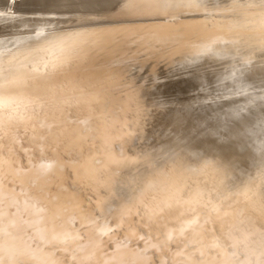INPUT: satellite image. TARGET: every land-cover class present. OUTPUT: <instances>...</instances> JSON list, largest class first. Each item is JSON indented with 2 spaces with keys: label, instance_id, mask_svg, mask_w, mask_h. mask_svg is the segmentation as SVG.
Segmentation results:
<instances>
[{
  "label": "bare ground",
  "instance_id": "1",
  "mask_svg": "<svg viewBox=\"0 0 264 264\" xmlns=\"http://www.w3.org/2000/svg\"><path fill=\"white\" fill-rule=\"evenodd\" d=\"M59 2L100 23L0 37V264H264V22Z\"/></svg>",
  "mask_w": 264,
  "mask_h": 264
},
{
  "label": "rangeland",
  "instance_id": "2",
  "mask_svg": "<svg viewBox=\"0 0 264 264\" xmlns=\"http://www.w3.org/2000/svg\"><path fill=\"white\" fill-rule=\"evenodd\" d=\"M52 1L54 2V5H56L55 6L56 8L53 9V12H52L53 14L51 13L50 17L48 18V20L50 21L49 23H47L46 25L42 27L36 26L35 28L24 29L21 31L19 30H12V32L6 31L10 33H7L6 35H0V37H3V36L29 37L32 35L35 36L39 34L43 36H56V35H59L60 33L69 31L71 29L74 30L77 27L78 29H81V28H84L83 26L85 27L90 26L87 24L95 25V24L100 23V21L86 23L87 21L90 20L89 18L93 15L86 16L85 14H82V15L71 14L72 13L71 11L73 9H72V6L68 2L61 5L59 0H52ZM205 3H209L205 5L207 9L199 10V9H196L198 7L196 6L193 7L192 4L189 5L188 3H186V5L182 7V5H180L179 3V0H124V2L120 4L119 2H115V3H112L110 6L106 7L105 9L106 12L111 13V15H103V16L107 17L105 19H107L108 21H115L111 19L112 15L119 14L120 12H124L125 14H143L144 16H146V18H150V17H155V16H152L155 13L165 12L167 9L169 10L171 8V9L176 10L179 13L178 15H180V17L178 18H180L179 19L180 21L183 19L188 20L190 16V18H192L193 20L201 19L202 17H204V19L206 18L208 22L209 19L219 17V16L221 17L222 15H225V17L226 16L231 17L229 18V22L231 24L236 23L235 21H243V22H247L248 24L249 23L255 24L260 21L262 23L264 22V8H263L264 0H211ZM201 10H204V11H201ZM208 11L209 13L207 14ZM63 12H68L70 15L65 14ZM239 15H243V16L240 18L239 17L236 18V16H239ZM76 17H82V19H77V22L73 23V20ZM127 19H130V18H127ZM204 24L205 23L203 21L201 23H198L197 25L203 26ZM33 31L36 33H34ZM254 32L255 31H250V33H254ZM29 52H32L33 54H35L36 50L33 51V49H31V51ZM29 52L21 51L17 56H19L18 58H20L28 54ZM46 52L48 51L45 48H42L40 50V53H46ZM10 58L15 59V57L13 56ZM210 85H213V84H210ZM192 93H195V91L189 92V94H192Z\"/></svg>",
  "mask_w": 264,
  "mask_h": 264
},
{
  "label": "snow or ice",
  "instance_id": "3",
  "mask_svg": "<svg viewBox=\"0 0 264 264\" xmlns=\"http://www.w3.org/2000/svg\"><path fill=\"white\" fill-rule=\"evenodd\" d=\"M229 205H225V207H227ZM50 223L52 224V228L53 230L58 229L61 227V225L59 224V217L58 216H54L52 218V220L50 221ZM3 230V217L2 214H0V231Z\"/></svg>",
  "mask_w": 264,
  "mask_h": 264
}]
</instances>
